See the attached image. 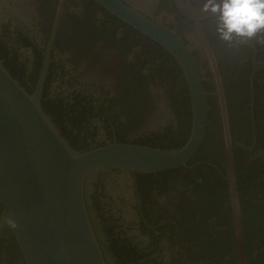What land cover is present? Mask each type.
Masks as SVG:
<instances>
[{"label":"flooded vegetation","instance_id":"flooded-vegetation-1","mask_svg":"<svg viewBox=\"0 0 264 264\" xmlns=\"http://www.w3.org/2000/svg\"><path fill=\"white\" fill-rule=\"evenodd\" d=\"M119 1L185 46L206 120L188 166L97 173L92 207L114 263L239 264L242 246L244 264H264V34L222 40L205 0ZM0 60L28 93L39 87L73 147L166 149L190 133L173 55L99 0H0ZM2 220L0 208V264H26Z\"/></svg>","mask_w":264,"mask_h":264},{"label":"water","instance_id":"water-1","mask_svg":"<svg viewBox=\"0 0 264 264\" xmlns=\"http://www.w3.org/2000/svg\"><path fill=\"white\" fill-rule=\"evenodd\" d=\"M99 1L173 55L190 98V133L183 145L166 149L116 141L73 147L43 109L39 87L28 93L0 60L1 228L13 232L26 264H115L92 207L96 174L109 167L134 176L188 166L204 133L205 92L185 46L119 0ZM237 251L244 264L242 246Z\"/></svg>","mask_w":264,"mask_h":264},{"label":"clouds","instance_id":"clouds-1","mask_svg":"<svg viewBox=\"0 0 264 264\" xmlns=\"http://www.w3.org/2000/svg\"><path fill=\"white\" fill-rule=\"evenodd\" d=\"M202 10L216 16V31L226 42L264 34V0H205Z\"/></svg>","mask_w":264,"mask_h":264},{"label":"bare ground","instance_id":"bare-ground-1","mask_svg":"<svg viewBox=\"0 0 264 264\" xmlns=\"http://www.w3.org/2000/svg\"><path fill=\"white\" fill-rule=\"evenodd\" d=\"M97 175V174H96Z\"/></svg>","mask_w":264,"mask_h":264}]
</instances>
